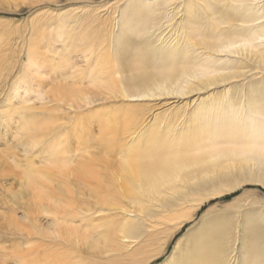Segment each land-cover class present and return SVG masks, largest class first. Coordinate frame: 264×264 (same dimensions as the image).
Returning <instances> with one entry per match:
<instances>
[{
    "label": "bare ground",
    "instance_id": "obj_1",
    "mask_svg": "<svg viewBox=\"0 0 264 264\" xmlns=\"http://www.w3.org/2000/svg\"><path fill=\"white\" fill-rule=\"evenodd\" d=\"M80 1L31 32L0 111V169L30 191L9 201L10 258L153 264L204 204L264 184V0ZM45 69L64 72L50 91ZM228 213L160 264H260L264 216Z\"/></svg>",
    "mask_w": 264,
    "mask_h": 264
},
{
    "label": "rangeland",
    "instance_id": "obj_2",
    "mask_svg": "<svg viewBox=\"0 0 264 264\" xmlns=\"http://www.w3.org/2000/svg\"><path fill=\"white\" fill-rule=\"evenodd\" d=\"M94 1L96 3H99L102 0H94ZM80 2H81L80 0H18V1L17 0H0V55H2L4 50H7L11 54H13V56L15 57L14 59L15 68L12 69V71H10V69L8 68L3 69V70L0 68V87H2L0 88V96H1L0 97V111L2 110V108L3 109L6 108V105L3 102L5 100V97L8 95V92H9L8 88L11 87L13 83L15 82V80H17L18 77L20 76L19 75L20 73L19 62H23L27 60L25 56L26 51L28 50L30 46L32 45L35 46L33 42L29 41V36L31 32L34 31L36 27L37 29L41 28L43 24L47 20H49L48 18L50 17V15L52 16L53 14H56L58 11L63 10V9L67 11L73 10L74 8H77L78 5H82V3ZM167 31H168L166 32L167 34H172V32L169 33L170 30H167ZM60 71L61 70L56 69V72L54 70L49 75L50 71L48 69L44 70V74L40 76V80H39L42 86L44 85V82H45V86L44 88H42V90L50 91L51 89L55 88L56 83H54L55 81H53V79L57 75H58L57 77H60V75L64 73V72L61 73ZM67 72L69 71H66L65 73ZM41 80H43V82ZM39 82H37V84ZM39 85H36V86L39 87ZM2 92H5L6 94ZM33 99H37V98L34 97ZM193 99L194 98H191L190 100H193ZM185 102L186 100L184 102H182L181 100L180 103H182L181 105H183ZM159 103L160 105H162L164 102L163 101L158 102V104ZM152 104H155V103H152ZM35 106H37L36 108L39 109V107H41L40 101L37 102ZM161 107H162L161 109L163 110H166L168 108L167 105L165 107L164 106H161ZM0 123L2 122L0 121ZM94 127L96 128V130L98 129V125ZM178 128L179 129L185 128V125H181ZM11 137L12 135L8 134L6 137L7 139L4 136L0 138L1 140L0 149L4 147L3 149H1L0 152L6 150L5 148L6 142L9 139L11 140L12 139ZM11 143L16 144L15 142L14 143L11 142ZM70 144L71 143H68L66 148L71 147ZM35 156L36 155H34V157ZM35 159L34 160L38 165L41 164L40 157L35 158ZM1 172L2 170L0 169V264H4V263L14 264L10 257H11V254H14L13 252L15 251L13 250V248H11L12 247L11 244L15 242L14 241L15 239L10 234L9 227H7V225H9V222H10L9 219H11V216H12L11 210L14 204L10 203L9 201L11 200V198L14 197V194H18L19 196H21V198H24L25 201H28L30 197V191H28L29 189H27L28 188L27 186L24 185L25 188L21 186L22 184H20L19 178L15 179L14 176H11L10 174L3 173V172L1 173ZM11 187H13V189ZM234 188L236 189H233L232 192L230 193L225 192V194H223L222 197L217 198L215 201L207 202L206 204L202 206L201 210L195 212L194 219L192 220L193 222L190 221L189 223L185 225L186 228L184 227L183 229L180 230V232L175 233L173 240H171L168 244V248L166 252L163 254V256L159 260H157L153 264L164 263V261L167 259V257L172 252L177 239L185 235V233L192 226H195L196 224H198L200 222L202 214L209 209L218 208L221 211L222 210L229 211L231 214L236 213V212L243 213L247 211H250V212L256 211V212H259V215L262 213L261 217L264 216V184L263 183H260V182L259 183L257 182L242 183L241 181H239L237 184H235ZM16 190H19V191L16 192ZM5 199H7L8 202L5 201ZM9 203L11 205H9ZM18 212H19V215H22V212L20 211ZM21 222H23L22 223L23 227H26V223H25L26 220L22 219ZM3 246L5 247L3 248ZM4 252L6 254L7 253L9 254L4 255Z\"/></svg>",
    "mask_w": 264,
    "mask_h": 264
},
{
    "label": "snow or ice",
    "instance_id": "obj_3",
    "mask_svg": "<svg viewBox=\"0 0 264 264\" xmlns=\"http://www.w3.org/2000/svg\"><path fill=\"white\" fill-rule=\"evenodd\" d=\"M260 264H264V260H261V261H260Z\"/></svg>",
    "mask_w": 264,
    "mask_h": 264
}]
</instances>
